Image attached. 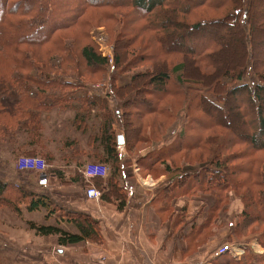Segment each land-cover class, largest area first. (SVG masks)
<instances>
[{
    "label": "trees",
    "instance_id": "1",
    "mask_svg": "<svg viewBox=\"0 0 264 264\" xmlns=\"http://www.w3.org/2000/svg\"><path fill=\"white\" fill-rule=\"evenodd\" d=\"M251 2L252 0H0L1 144L7 136L12 137L20 130L28 133L32 140L36 141L40 130L39 113L54 107L64 108L76 101L79 109L97 108L102 112L105 149L110 154L113 152L112 157L116 161L118 155L114 152L117 142L115 129L122 131L124 146L132 148L136 141L144 138L142 135L140 138V132L148 126L145 120L151 123V131L157 132L158 125L153 118L148 117L149 115L157 113L164 115L163 112L168 109L167 116L174 118L171 109L162 101L166 98L183 97L186 104V112L183 114L186 118L184 128L178 131L172 140L153 148L145 154V157L138 159L141 167L146 171L180 170L178 167H171L167 160L171 157L176 158L175 156L183 151L206 147L200 130L227 129L230 136L224 139V143L230 138L233 142H243L257 151H264V59L258 61L254 53L255 34L260 32L259 36L264 37V19H254ZM261 3L264 5V0ZM121 7L133 8L143 27L141 31L135 30V34L130 29L129 33L132 34L130 37L122 35L121 31L118 32L115 44L117 46L119 44L120 50L113 56L111 65L108 57L96 50L92 43L78 44L81 37L87 38L86 31L78 32L80 34L78 38L75 36L73 39H67L68 41L65 40V36L63 38L57 35L61 31L72 29L73 26L78 28L84 24L88 26L96 19L99 20L93 8L96 11L102 10V17L112 19L113 16L107 10L111 8L119 10ZM199 8L227 11L224 18L225 30L232 38L236 37L239 41L243 50L242 59L235 54L229 61L230 53L226 52L222 43L211 32L199 47L185 44L187 39L197 41L198 35H202L207 28L216 25L206 17L195 19L192 23L186 20L187 17L195 16L193 13ZM256 21L259 23L257 27L260 28L255 26ZM122 25L125 26V23L122 22ZM148 33L151 36L147 40V36L143 34ZM173 35L179 39L178 45L172 40ZM49 44L55 47V54H48ZM116 47L114 46V50ZM125 54L132 57L125 61L123 59ZM77 55L82 61H79ZM3 60L7 63L2 62ZM222 61L228 63L224 69L219 65ZM147 62L153 63L152 66H144L145 71L133 73L130 81L122 86L115 85L123 72H130L129 70ZM106 66L112 67L109 92L106 96L94 92L90 94L89 92L94 90L91 88L94 82L84 81L79 76L80 69L83 68L84 73L94 75L99 71L105 72ZM45 71L61 74L62 77L79 76L80 81L55 79L49 74L45 76ZM41 76H45V79H40ZM246 77L250 82L231 83ZM143 80H146L145 84L152 89L142 90L135 87L137 81ZM79 89H82L83 93L75 94ZM72 90L73 96L70 93ZM107 95H112V99L120 100L122 111L119 113L118 110L117 115L111 111ZM233 99L236 101L233 102ZM238 108L241 122L242 120L246 122L252 112L256 114L257 131L254 130V134L249 138H238L230 125L232 112ZM133 116L139 118V123L136 122L137 119L131 122L128 120ZM185 126L188 129L191 127L198 130L196 126L201 129L195 135L186 132ZM129 128H133L136 135H133L131 142L126 135ZM202 151L208 152L206 148ZM203 154L205 156L206 152ZM21 155H25V152ZM42 155L45 158L47 156L44 151ZM227 161L228 158L223 162L225 166ZM209 162L196 171L175 175L171 183H167L166 191L172 184H174L173 193L178 191L185 194L198 191L207 193L213 190L216 201L211 209L217 211L227 198L223 195L231 190L229 184L232 181H240L232 172L226 175L220 169L223 164L220 161L216 163L215 169L211 166L214 161ZM100 178L92 179L102 190L101 197L104 198L107 192L101 188L103 183ZM115 187L116 184L110 185L108 189ZM43 199V196L29 194L24 186L0 178V205L10 207L16 214L21 215L22 205L30 211L45 206ZM257 200L261 201V199ZM212 213L214 212H210ZM247 216L256 221L258 213L254 215L253 211ZM259 216L261 219L264 218L262 204H260ZM81 220L83 226H88L84 218ZM27 223L38 234L57 233L60 244H73L81 238L80 235L69 233L59 227L33 221ZM234 232H237V229ZM262 244L264 245V242ZM224 255L228 257L224 258ZM220 256H223L221 264L222 262L240 264L227 253L217 257ZM262 259L264 262V257Z\"/></svg>",
    "mask_w": 264,
    "mask_h": 264
},
{
    "label": "crops",
    "instance_id": "2",
    "mask_svg": "<svg viewBox=\"0 0 264 264\" xmlns=\"http://www.w3.org/2000/svg\"><path fill=\"white\" fill-rule=\"evenodd\" d=\"M71 106L75 112L73 137L67 140L73 149L68 152H59L63 146L53 143L47 134H39L36 141L28 133L15 134L2 144L9 155L3 157L0 149V169H5L7 181L43 196L46 205L34 211L24 205L21 215L0 206V264H221L223 256L217 257L214 251L223 241L240 239L233 231V219L241 212L242 202L229 192V203L214 211L212 190L195 195L173 193L172 184L166 191L167 183L183 170L146 171L159 178L153 185L142 183L136 172L138 159L153 148L143 149L137 159L128 153L123 137L122 147L115 145L118 160H113V152L105 149L102 112L97 108L82 110L75 101L64 108L41 111L39 117L48 119L51 111ZM109 107L112 111L110 103ZM112 112L118 114V110ZM115 134L123 136L118 129ZM43 151L46 170L21 173L16 169V157L22 152L42 155ZM93 161L109 167L100 178L106 197L97 200L86 198L89 185L82 175L83 165ZM90 183L100 189L94 179ZM114 184L115 188L108 189ZM83 218L88 226L82 225ZM27 221L59 227L81 238L73 244H60L57 233L38 234Z\"/></svg>",
    "mask_w": 264,
    "mask_h": 264
},
{
    "label": "rangeland",
    "instance_id": "3",
    "mask_svg": "<svg viewBox=\"0 0 264 264\" xmlns=\"http://www.w3.org/2000/svg\"><path fill=\"white\" fill-rule=\"evenodd\" d=\"M260 1L262 2L263 0H252L251 2L252 14L255 20L259 18L264 19V5H262ZM113 10L114 8L107 10V11H110L111 15L113 16L112 19H108L109 17H102L103 15L102 10L96 11V9L93 8V12H95L96 15L99 16V20L96 19L95 22L93 21L88 26H85L87 24H84L79 28L77 26H73L72 29L61 31L57 35L63 38L66 37L65 40L68 41L67 39H73L75 38V36L76 38H78L80 36L78 32L86 31L87 38L81 37L79 39L78 44L82 45L84 43L85 44L92 43V45L95 46L96 50H99V52L102 55L104 53L107 55L109 54L111 56V58H108L110 62L109 65H111L113 61V56L116 55L117 51L120 50L119 44L118 46L115 44L116 35L118 34V32L121 31L122 35H127V37H130L132 36V34L129 33L130 29L134 33L135 30L141 31L143 27L142 21L140 20L139 16L135 13L133 8L127 7L125 9H122L121 7V9L119 8V10L115 9V10H118V12L117 11L115 12V10L113 12ZM193 14H195V16H193L192 18L190 17L186 18V20L190 21V23H192L195 19L197 20V19H201L202 17H206L208 18L207 19L208 21L211 20L215 22L216 25L214 27L207 28L204 31L205 33H203L202 35H198L197 41H192L190 39H187L185 41L186 43L184 42L185 44H187V46H189V44H192L191 46L195 45L199 47L204 43L205 38H207L211 34H215L213 36L216 39H218L219 42L222 43L224 49H226V52L230 53V56H228L229 61H231L230 60L231 56L234 57L235 54H237L238 58H240V56H241V59L243 58V50L240 47L239 41L237 40L236 37L232 38L229 35V33L225 30V26H224L225 19L224 18H225V15L227 14L226 10H206L204 8H199ZM84 19L85 18H83V20ZM122 22L125 23V26L122 25ZM255 26L256 27L259 26V23L257 21L255 22ZM257 28H260V27H257ZM210 32L211 34H209ZM236 33L237 32H235V34ZM259 34L260 32L255 34V49H254V53L258 61L264 59V37L261 38ZM143 35L147 36L146 37L147 40L151 36V34L149 33L143 34ZM141 37L142 36H140V38ZM172 40L176 42L177 45L180 43L179 39L175 37L174 35H173ZM151 43H154V42H151ZM114 46L115 47L117 46L115 50H114ZM54 49L55 47L49 44L48 54L49 55L55 54ZM77 57L79 61H82L78 55ZM130 57L132 56L125 54L123 59L126 61ZM2 62L7 63L5 60H3ZM152 64L153 63L151 62H147L146 64H140L134 69L129 70L130 72H123V74H121L119 78V81L115 85L122 86V84L130 81V76L133 73H136L137 71L143 72L146 70L145 68L146 66L148 65L152 66ZM221 64L219 63L220 68L222 69L228 66L227 61H222ZM106 69L107 70H105V72L99 71V73L96 72V74L92 75V74L84 73V69L81 68L79 76L83 78L84 81L94 82L92 86H94L97 83L106 84V89H105L106 91H103V93L107 94L109 92V84H110L109 77L112 71V67L106 66ZM47 74H49L50 77H55V79H58V78L69 79L72 82L80 81L79 76L73 77V75H71V77H65V76L62 77L61 74H57V73L53 74L50 71H45V76ZM45 76H41L40 79L42 80L45 79ZM145 82L146 80H143L141 82L137 81L135 84V87L142 89V90L152 89L150 86L146 85ZM243 82H250V79L246 77L245 79L241 81H235L231 83L241 84ZM184 84L187 86L189 85L188 83H184ZM70 93L73 96V90ZM81 93H83V90L79 89V91H77V93L75 94L81 95ZM207 95L211 97L210 94H207ZM108 99L110 100V102L108 100V104L109 103L111 104L112 111L119 110V113H120L122 111L120 100L116 98L112 99V95H109ZM183 99H184L183 97H174V98H166L165 101L163 100L162 103H164L165 106L171 109V111L173 112L174 118H169V116H167L168 109L163 112L164 115H159L160 113L149 115L148 117L150 119L153 118V120H155V122L158 125L157 132H155L156 130H154V132L151 131L150 129L152 128L151 123L150 122L148 123V121L145 120V123L148 126L142 131L140 130L141 131L140 138H141V135L144 138L140 139L141 141H136V143H134V146L132 148H129L128 146H126L125 148L128 150V153H130L133 157H137L138 159L139 152H140V155H142L143 149H146L148 147L154 148L156 146L161 145L162 143H167L170 140H172L175 134H178L177 132L184 128V124L186 122V118L183 117V114H185L186 112V104ZM232 101L234 102L236 101V99H233ZM246 106L248 108V105ZM237 110L239 111V108L236 110H233L232 112V117L230 118V122H231L230 125L231 127L234 128L235 135L238 138H241V139L242 137L249 138L250 136L254 134V130L257 131L256 126L258 123H257L256 114L252 112L251 114H249V119L246 122H244L243 120L241 122V119L239 117V112ZM74 114H75L74 109L71 106V107L66 108L65 110L55 109L51 111L50 117L48 119L43 118L44 116L43 117L40 116L41 118L39 117V124L42 128L39 132L40 137L43 134L50 135L52 138L51 141L53 143L63 146L62 149L59 150V152L66 153L70 149H73L72 147L73 145L70 146V142L67 140V137L68 138L73 137ZM128 120L130 122L133 120H136L137 123H139L140 121L139 118H137L136 116L135 117L133 116L132 118L130 117L128 118ZM185 127L187 128L186 132L194 133L195 135H197L199 132V129H201L198 126H196L197 128H199L198 130H195L194 128H191V127L188 129L187 126ZM200 131H201L200 132L201 137L203 134V142L206 144V147H202L200 150L190 149L188 151H183L179 155H176L175 156L176 158H172V157L168 158L167 162L170 163L171 167H178L180 170H183V172H186V171H196L204 167L205 165H208L210 163L209 162L210 160L214 161V164L211 166L215 169L216 163H219V161L223 163L228 158L227 166H225L226 164L223 163L220 169L224 171L226 175L229 174V172L234 173L235 174L234 177H237V179L240 182L232 181V183H230L228 186L230 187L231 190H229L226 193L230 192L231 196L234 195L233 198L237 197V199H239V201L242 202L241 212L238 214V217L236 219H233L235 222V228L234 230L233 229L232 230L235 231L236 229H238L237 237H240V239H238L237 241L235 240L234 243L237 242V244L239 243V244L246 245V251L244 252L243 256H240V257H234L233 255H230V256H232L236 260H239L240 264H264L263 259H262V257H264V245L262 244V242H264V218L261 219V217L259 216L260 204L264 205V151H257L254 148L250 147L248 144L243 143V142H233L230 138L228 140H225V143H224V139L227 138V136H230L227 129H225V131L219 128L213 129L212 131L211 130H208V131L200 130ZM17 134H19L20 136H24L23 135L24 131L20 130ZM126 135L129 141L131 142L132 139L134 138L133 135H135V131L133 130V128L131 129L129 128L128 134ZM259 141H261V139H259ZM42 142H43V136H42ZM2 144L0 142V145ZM204 148H206L208 152L202 151ZM0 149H1V153L4 154L3 157L6 158L9 156L8 153L6 155L2 146H0ZM205 152H206V155L204 156L203 153ZM22 156L24 155H18L16 158L18 159ZM26 156H36V155H26ZM37 156H40L46 159L43 155H37ZM45 162L47 163L46 160ZM47 167H48V163H47ZM140 167L136 168V172L138 176L141 178V182L148 184V185L155 184L159 176L158 177L154 176L152 173H150L149 175L151 176H149L147 175L146 170ZM225 167H227V169H224ZM1 170L3 169H0V178L6 179L5 175L7 174L5 172V169L3 171ZM180 170H177V171H180ZM35 172H38V171H35ZM82 175L86 179L88 183L87 185H91L92 183H90V181L92 180V178L105 177L107 174L104 176H94V177H87L84 173H82ZM23 177L26 179V176H23ZM214 193L215 192L213 191V194ZM191 195H195V193H191ZM223 196H227V194H224ZM257 199H261V201L259 202ZM228 200H229V197L227 196L224 202L225 205L229 203ZM0 206L8 207L6 205H0ZM23 207L24 205L20 207L21 211ZM8 208L14 212L13 209H11L10 207ZM253 211H254V215H257L258 213V218L255 217L256 221L255 219H249L247 216V214L253 213ZM14 214L16 213L14 212ZM244 225L246 227L242 228ZM243 236L245 237L241 238ZM223 243H227V242L223 241ZM229 243H233V242H229Z\"/></svg>",
    "mask_w": 264,
    "mask_h": 264
},
{
    "label": "built area",
    "instance_id": "4",
    "mask_svg": "<svg viewBox=\"0 0 264 264\" xmlns=\"http://www.w3.org/2000/svg\"><path fill=\"white\" fill-rule=\"evenodd\" d=\"M105 57L111 58L108 54H104ZM94 89H106V84L100 83L95 84L93 86ZM120 144L117 145V148H121ZM16 169L20 172H43L47 168V163L45 159L40 156H22L16 160ZM109 167L107 164L102 163L100 161H93V162H86L82 167V173H84L87 177H94V176H104L108 173ZM101 191L93 185H89L85 189V196L88 199H99L101 196ZM246 251V245L244 244H237L236 243H222L218 245L215 249L214 254L221 255L224 253L231 254L234 257L243 256L244 252Z\"/></svg>",
    "mask_w": 264,
    "mask_h": 264
},
{
    "label": "water",
    "instance_id": "5",
    "mask_svg": "<svg viewBox=\"0 0 264 264\" xmlns=\"http://www.w3.org/2000/svg\"><path fill=\"white\" fill-rule=\"evenodd\" d=\"M117 143H118V144H123V136H122L121 134H119V135L117 136Z\"/></svg>",
    "mask_w": 264,
    "mask_h": 264
}]
</instances>
